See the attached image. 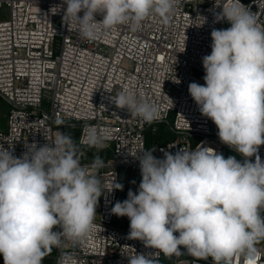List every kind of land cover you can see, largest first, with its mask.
Segmentation results:
<instances>
[{"label": "clouds", "instance_id": "obj_1", "mask_svg": "<svg viewBox=\"0 0 264 264\" xmlns=\"http://www.w3.org/2000/svg\"><path fill=\"white\" fill-rule=\"evenodd\" d=\"M176 3L62 0L49 11L55 15L63 9L65 23L75 22L82 38L94 39L100 30L114 31L120 25L137 31L154 15L167 22ZM97 15L102 19L96 20ZM225 19L231 26L212 29L211 53L202 57L205 83H189L188 92L201 115L218 128L219 140L244 159L225 158L208 146L175 154L164 151L163 158L153 155L156 149L135 156L141 175L138 189H129L127 199L116 201L111 214L129 219L127 239L155 251L136 252L128 264H159L155 258L160 254L171 258L184 253L221 264L238 252L254 255L255 244L264 239V161L259 155L264 145V27L240 0H230L215 22ZM112 101L146 123L160 118L155 105L132 91L122 90ZM45 139L48 143H33L20 157L0 148L4 264H42L53 247L61 246L62 237L86 238L96 227V207L104 190L124 187L114 179L112 187L102 189L103 159L95 154L91 165L81 164L70 133L58 132L51 143ZM86 144L103 148L95 131ZM57 227L62 231H54Z\"/></svg>", "mask_w": 264, "mask_h": 264}, {"label": "built area", "instance_id": "obj_2", "mask_svg": "<svg viewBox=\"0 0 264 264\" xmlns=\"http://www.w3.org/2000/svg\"><path fill=\"white\" fill-rule=\"evenodd\" d=\"M229 2L177 0L167 22L154 15L137 31L120 25L85 39L75 22H64L63 9L50 13L62 0H0V97L9 104L7 128L0 130V148L20 157L31 144L42 146L48 143L45 137L51 143L58 132L72 136V129L79 132L77 145L87 146L88 136L95 131L103 148L77 152L81 164L91 165L98 154L105 164L99 169L101 188L112 187L114 179L124 185L122 191L104 190L90 235L80 241L61 238L56 264H128V257L136 252L155 251L139 240L127 239L125 223L129 219L111 214L116 201L127 199L129 189H138L141 175L135 156L142 151L156 149L153 155L157 158H163L164 151L175 154L198 146L222 154L235 152L219 140L218 128L201 115L188 92L189 83H205L202 57L211 53L212 29L231 26L226 19L215 22ZM240 2L264 27V0ZM122 90L155 105L160 118L149 124L127 109L117 108L112 96ZM159 125L172 135L166 140L153 139L149 145L147 131L158 134ZM259 155L264 161V145ZM250 159L254 162L255 157ZM55 231L62 230L57 227ZM255 248L252 256L238 252L221 264H264V241ZM181 251L186 252L183 246ZM163 257L160 254L155 259L163 264ZM171 264L214 262L210 257L197 260L184 253L174 255Z\"/></svg>", "mask_w": 264, "mask_h": 264}, {"label": "rangeland", "instance_id": "obj_3", "mask_svg": "<svg viewBox=\"0 0 264 264\" xmlns=\"http://www.w3.org/2000/svg\"><path fill=\"white\" fill-rule=\"evenodd\" d=\"M6 14L7 13L3 11V17H5ZM8 110H9V104L2 97H0V130H6V128H7V114H8ZM172 120H173V118L171 117V121ZM159 129H160V131L163 134L167 133L168 136L172 135L171 133H169L170 131L168 130V128L166 126H164V125H159ZM71 133H72V138L78 144L79 132L76 131L75 129H72ZM77 146H78L77 147V152L81 153L82 150H88L90 153L92 152V151H90V148L88 146H82V145H77ZM223 155L225 156V158H227L228 156H235L238 160H240L238 155L235 152L230 151V150H227ZM99 178H100V176H99ZM100 181H101V178H100ZM99 200H100V198H99ZM262 214H264V213H262ZM129 223H130L129 220H127L126 223H125L126 227H129ZM263 241H264V239H261L257 243H261ZM48 258H50L48 255H46L45 258H44V260H46L45 262L47 264H49ZM172 259H173V256L171 258L165 257V260L163 261V264H171L172 263ZM50 263H51V261H50ZM0 264H4L2 255H0Z\"/></svg>", "mask_w": 264, "mask_h": 264}, {"label": "trees", "instance_id": "obj_4", "mask_svg": "<svg viewBox=\"0 0 264 264\" xmlns=\"http://www.w3.org/2000/svg\"><path fill=\"white\" fill-rule=\"evenodd\" d=\"M168 134L167 133H162L161 131L158 134H152L150 131H147V143L150 145L153 139L156 140H166V138H168ZM129 228V227H128ZM55 231V228H54ZM50 258H48L49 264H56V247H53L51 249V251L47 254ZM165 260V256L163 257L162 261ZM46 260L42 261V264H47L45 262ZM51 261V263H50ZM53 262V263H52Z\"/></svg>", "mask_w": 264, "mask_h": 264}]
</instances>
